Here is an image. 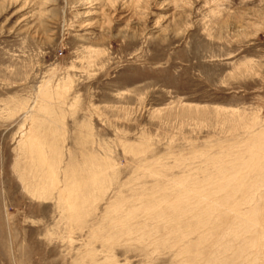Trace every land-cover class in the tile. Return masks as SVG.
Returning <instances> with one entry per match:
<instances>
[{"label":"rangeland","instance_id":"1","mask_svg":"<svg viewBox=\"0 0 264 264\" xmlns=\"http://www.w3.org/2000/svg\"><path fill=\"white\" fill-rule=\"evenodd\" d=\"M263 139L264 0H0V264H264Z\"/></svg>","mask_w":264,"mask_h":264},{"label":"bare ground","instance_id":"2","mask_svg":"<svg viewBox=\"0 0 264 264\" xmlns=\"http://www.w3.org/2000/svg\"><path fill=\"white\" fill-rule=\"evenodd\" d=\"M261 135V134H260ZM262 137V136H261ZM29 140L30 141H28V144H29V142H30V145H31V152H32V150L34 149L35 150V152H36V156H37V162L39 163V165H40V167L42 168L43 166L45 167V170H44V177L43 178H45V182L46 181H49V185L50 186H53L54 185V182L56 181V179H55V170L53 169V164L51 165V164H49V163H47V159H46V157L44 156V154H43V152H41L39 149H38V144H36V142H35V140H34V137L32 136H30V138H29ZM264 140V139H263ZM263 140L260 142V143H263ZM38 143V142H37ZM257 143V142H256ZM40 147V146H39ZM33 148V149H32ZM262 152V151H261ZM255 153V152H254ZM32 154V153H31ZM51 156V155H50ZM261 157V156H260ZM255 159V158H254ZM256 160V159H255ZM260 160V159H259ZM250 164V163H249ZM252 165V164H251ZM257 165V164H256ZM43 167V168H44ZM41 168H40V170H41ZM57 170V169H56ZM41 172H43L42 170H41ZM69 174V173H68ZM73 175V174H72ZM63 179H64V177H63ZM70 180V179H69ZM237 181H239V180H237ZM97 182V181H96ZM58 183V182H57ZM77 183V182H76ZM52 184V185H51ZM75 184V183H74ZM44 185V184H43ZM78 186V185H77ZM90 186V185H89ZM96 186V185H95ZM74 187H76V186H74ZM53 188V187H52ZM97 188V187H96ZM43 190V189H42ZM76 190V189H75ZM80 190V189H79ZM98 191V190H97ZM68 193H70V192H68ZM82 194V193H81ZM41 196V195H40ZM64 196V195H63ZM66 196H67V193H66ZM69 196H72V195H69ZM250 196V195H249ZM76 197H78V196H76ZM64 198V197H63ZM66 198V197H65ZM72 198V197H71ZM70 198V199H71ZM66 199H69V197H67ZM62 201V200H61ZM66 201V200H65ZM64 201V202H65ZM68 201V200H67ZM70 201H72V199L70 200ZM96 203V202H95ZM82 204V203H81ZM83 205V204H82ZM245 205V204H244ZM70 206H72V205H70ZM74 207V206H73ZM69 209H71V208H69ZM78 209V208H77ZM257 209H255V211H256ZM82 211V210H81ZM73 212H75V211H73ZM80 212V211H79ZM78 213V212H77ZM136 213V212H135ZM134 213V214H135ZM250 213H251V211H250ZM71 214V213H70ZM252 216V215H251ZM255 217V216H254ZM256 218V217H255ZM252 219H254V218H252ZM258 222V221H257ZM120 224V223H119ZM257 224V223H256ZM264 230V229H263ZM196 231V230H195ZM132 233V232H131ZM224 236V235H223ZM256 236V235H255ZM170 237V236H169ZM262 244V243H261ZM261 254V253H260ZM261 256V255H260ZM199 258V257H198ZM261 258V257H260Z\"/></svg>","mask_w":264,"mask_h":264}]
</instances>
